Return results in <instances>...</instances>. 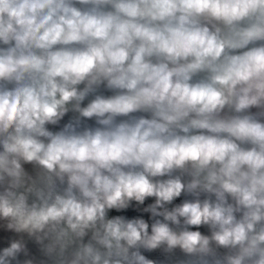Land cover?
Segmentation results:
<instances>
[{
  "label": "clouds",
  "instance_id": "obj_1",
  "mask_svg": "<svg viewBox=\"0 0 264 264\" xmlns=\"http://www.w3.org/2000/svg\"><path fill=\"white\" fill-rule=\"evenodd\" d=\"M0 264H264V0H0Z\"/></svg>",
  "mask_w": 264,
  "mask_h": 264
}]
</instances>
